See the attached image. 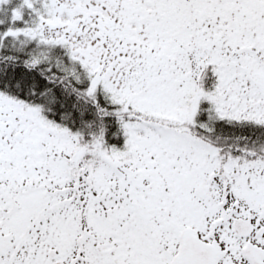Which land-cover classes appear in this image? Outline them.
Returning <instances> with one entry per match:
<instances>
[{
    "label": "snow or ice",
    "instance_id": "obj_1",
    "mask_svg": "<svg viewBox=\"0 0 264 264\" xmlns=\"http://www.w3.org/2000/svg\"><path fill=\"white\" fill-rule=\"evenodd\" d=\"M0 264H264V0H0Z\"/></svg>",
    "mask_w": 264,
    "mask_h": 264
}]
</instances>
